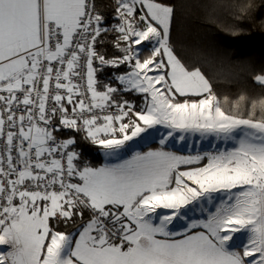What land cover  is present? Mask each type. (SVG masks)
<instances>
[{"label":"snow or ice","instance_id":"1","mask_svg":"<svg viewBox=\"0 0 264 264\" xmlns=\"http://www.w3.org/2000/svg\"><path fill=\"white\" fill-rule=\"evenodd\" d=\"M230 7L264 31L254 0ZM175 19L171 0H0V264H264V66L241 61L257 94L221 95ZM176 134L231 146L181 155Z\"/></svg>","mask_w":264,"mask_h":264},{"label":"trees","instance_id":"2","mask_svg":"<svg viewBox=\"0 0 264 264\" xmlns=\"http://www.w3.org/2000/svg\"><path fill=\"white\" fill-rule=\"evenodd\" d=\"M106 5L111 0H102ZM176 4V19L172 31V43L178 56L189 66L200 67L213 82L221 95L235 98L245 87L250 95L259 89L252 88L247 80L245 63L256 69L264 66V31L255 21H237L234 7L247 0H171ZM255 11L256 21L264 19V3ZM110 15L111 9H104ZM241 25L245 32L239 36L231 35L227 29ZM159 148L150 145L141 152ZM88 162L102 164L100 153L95 150L87 153Z\"/></svg>","mask_w":264,"mask_h":264},{"label":"crops","instance_id":"3","mask_svg":"<svg viewBox=\"0 0 264 264\" xmlns=\"http://www.w3.org/2000/svg\"><path fill=\"white\" fill-rule=\"evenodd\" d=\"M158 130H159L158 136L150 138L151 142L146 147L153 145V144L158 145L160 147L159 139H160L161 135L166 134L165 133L166 129L161 127ZM178 137H176L175 139H172L168 142V145L172 142L173 146L170 148L165 146L166 150L173 151V152H176L177 154H181V155H189V154H196L197 152H205V151L211 152V151L221 150V149H224V146H225L223 143L219 144L218 142H216L213 139L210 140V142L207 146L206 143H204V142L202 143L201 139L199 137H196V136H194L192 138V140L187 138L186 140H184L182 142H180L181 140H179ZM176 140H178V142H175ZM143 148H145V147H143ZM143 148L136 150L135 152H137V151L141 152V150ZM133 153H129L128 155H126L123 152L122 158H129L131 156V154H133ZM100 155H101L102 164H103L104 163V157L101 153H100ZM198 219H202V217L198 218ZM184 223H185V221L176 222V229H180Z\"/></svg>","mask_w":264,"mask_h":264},{"label":"rangeland","instance_id":"4","mask_svg":"<svg viewBox=\"0 0 264 264\" xmlns=\"http://www.w3.org/2000/svg\"><path fill=\"white\" fill-rule=\"evenodd\" d=\"M167 131H168V129H166L165 133H167ZM162 132H163V131H162ZM158 134H159V130L153 131V135H152V137H157ZM178 136H179V134H176V137H178ZM193 137H194V136L189 135V136H188V139H191V140H192ZM196 137H199V136L196 135ZM199 138L201 139L202 143H203V142L206 143L207 146H208V144H209V142H210L211 139L215 140V141L218 142L219 144H221V143L224 144L223 141H217V140H216L215 138H213V137H204V138L199 137ZM150 142H151V139H149V140H147V141H144V140H140V139H138V140H136V141L130 142L131 147L128 148V149H126V150L124 151V153H125L126 155H128L129 153H133V152H135L136 150H139V149H141V148H143V147H146ZM175 142H178V140H176ZM180 142H182V141H180ZM224 145H225V144H224ZM166 146L169 147V148L172 147V146H173V145H172V142H171L169 145L167 144ZM230 146H231V145L228 144V145H225L224 148H226V147H230ZM216 151H217V150H216ZM211 152H215V151H211ZM189 208L192 209V210L188 211V219H189V220L198 219V218H201V217L203 218L204 216L207 215V211L205 210V211L202 213V211H201V209H200L199 207L193 208L192 206H189Z\"/></svg>","mask_w":264,"mask_h":264}]
</instances>
